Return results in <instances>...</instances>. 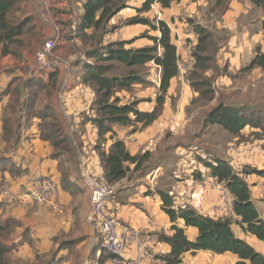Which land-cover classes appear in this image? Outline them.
Here are the masks:
<instances>
[{"label":"crops","instance_id":"1","mask_svg":"<svg viewBox=\"0 0 264 264\" xmlns=\"http://www.w3.org/2000/svg\"><path fill=\"white\" fill-rule=\"evenodd\" d=\"M81 1L80 6L84 0ZM174 1H180L181 5L190 0ZM192 1L187 4L186 11L193 12L195 24L213 34L223 33L224 39L221 37L215 47V61L218 69H225L226 73L215 74L212 70L205 73L211 80L213 96L209 101H198L201 106H194L199 93L191 88L188 75L194 65L192 50L198 38L195 28L192 37H177V27L168 20L179 13L168 9H164V13L158 12L156 20L167 24L176 46L179 73L170 81L160 116L150 126L140 129L141 125L137 124L134 132H131L132 127L111 126L115 139L124 142L130 156L148 153L141 165L152 160L147 163L144 174L129 165L126 176L113 184L116 193L107 203L109 214L130 229L122 264H165L160 257L167 255L171 248L160 242L158 235L170 236L172 231L170 220L161 209L159 192L170 195L175 208L189 206L212 219H231L234 235L264 257V242L242 230L240 219L233 213V196L224 184L216 183L209 169L203 166L201 161L210 162L212 156L202 153L197 145L190 147L189 142L171 148L165 145L166 135L174 131L185 130L187 136H196L203 128L209 134L218 128L227 134L217 125L203 127L206 114L218 104L246 107L264 114L263 107L259 108L260 101H255L264 96V71L255 68L240 73L252 61L257 48L264 51V15L249 0ZM221 1L225 2V7L219 11ZM37 2L31 0L28 4L33 8L34 32H39L31 40L30 49L25 48L28 55L26 50L23 51L20 63L15 56L2 55L0 46V245L6 249L0 255V264H114L101 249L90 213L89 195L82 181L90 175L103 176L98 151L94 149L96 129L91 122L83 121L93 117L95 99L93 89L82 82L85 61L67 48L56 49L55 87L49 96L45 92L46 98H41L42 103L36 105L35 97L40 96L49 77L41 84L29 76L33 54L60 30L57 24L52 28V21L40 13ZM131 6L114 16L109 26L117 27L123 20L136 15L131 12L136 8ZM145 32L148 37H159V33L153 36L147 26L138 24L117 29L104 39L108 44L129 42L126 49L151 47V40L135 39ZM23 41L28 39L24 36ZM136 41H141L139 46H135ZM64 43V40L59 42L62 46ZM28 57L32 58L26 68L23 63ZM154 68L157 70L155 85L159 88L160 69L155 65ZM127 93L120 91L114 97L120 100V105L136 103V109L145 113L153 111L159 95L155 99H146V95L137 93L128 101L124 98ZM220 94L227 97L223 99L225 102L219 100ZM170 97H176L174 107L169 102ZM240 98L243 100L238 101ZM49 119L51 123H48ZM56 120L60 129L55 126L54 132L51 124L55 125ZM5 124L11 130L8 134L4 131ZM255 133L261 134L259 129L246 126L241 131L245 140L239 142L233 136L232 142L227 144L226 154L218 158L228 162L236 172H241L244 166L264 170V134L255 138L252 135ZM110 135L105 136L106 141L101 146L105 153L113 142ZM36 177L50 178L55 183L57 193L49 202L38 203L24 196ZM241 178L248 185L251 201L264 220V178L255 175H242ZM177 225L183 227V222L179 221ZM184 230L187 240L196 239L197 229L188 227ZM238 260L231 253L216 255L198 251L184 253L180 264H236ZM245 264L249 263L246 261Z\"/></svg>","mask_w":264,"mask_h":264},{"label":"trees","instance_id":"2","mask_svg":"<svg viewBox=\"0 0 264 264\" xmlns=\"http://www.w3.org/2000/svg\"><path fill=\"white\" fill-rule=\"evenodd\" d=\"M31 0H0V46L2 55L20 57L19 50L31 47V40L37 36L34 32V17L28 6ZM51 0L50 16L53 9ZM57 2V0H55ZM255 7L262 10L264 15V0H249ZM172 0H144L137 13H147L154 3H159L162 8H168ZM29 8V9H28ZM127 8L125 0H84L79 18L78 30L80 32H95L103 24L110 20L120 11ZM25 11V12H24ZM16 13H20L15 16ZM49 16V18H50ZM147 26L151 31L158 32L159 37H149L153 46L140 49H126L129 42H114L103 46L105 55H99L97 51L90 50L85 53L87 58H100L103 62H114L126 69V72L119 75L107 76L112 65H91L84 62L82 65V82L90 86L95 95L93 101V117L84 118V122H91L97 132V143L94 147L103 168V177L110 185L123 179L129 171V165H134V171L139 170L148 153L142 156H130L125 144L115 139L112 125L121 127H132L131 132L150 126L160 116L165 96L170 81L178 73V57L176 46L172 42L171 32L164 21H150L137 16L125 20V26L132 25ZM109 25V24H108ZM264 32V21L262 22ZM197 34V44L192 50L194 65L188 75L191 88L199 93V99L209 101L213 92L211 80L205 76L207 71L214 73L219 69L215 61L214 35L212 32L200 26L194 29ZM25 35H30L27 42L23 41ZM105 36V35H104ZM18 50H17V49ZM160 51V54H159ZM211 52V53H210ZM153 63L160 69L159 95L156 98V106L151 112H141L136 109V103L120 105V100L114 94L120 91H129L137 85L145 84L144 78L134 68ZM259 68L264 71V51L258 48L252 61L240 73L248 72ZM223 73H226L224 69ZM216 74V73H215ZM57 74L50 73L49 82L43 85L46 95L49 96L55 87ZM46 77V78H47ZM45 79H34L35 82L43 84ZM54 118V117H53ZM55 125L51 124V130L55 126L60 129V123L56 120ZM204 126L217 125L230 133L235 138L242 137L241 131L250 126L264 132V114L253 111L249 108H236L224 104H218L205 116ZM5 134L11 130L4 126ZM55 132V131H54ZM110 133L113 140L108 153L102 150L101 146L106 141L105 136ZM261 134H252L255 138ZM203 166L210 171L211 177L217 183L225 185L226 189L233 196V213L240 219V226L245 233L255 236L259 241L264 242V220L253 206L248 185L243 181V175H256L264 178V170L244 166L241 172H236L231 165L219 158L210 162L201 161ZM162 205V211L170 220L172 235H158L160 242L170 246V252L160 257L165 264H180L181 256L184 253H196L198 251H210L216 255L231 253L238 257L236 264H264V257L257 253L247 243L238 239L232 231L231 219H212L203 216L192 207L175 208L173 198L163 192L158 193ZM183 222V227L177 223ZM192 227L197 229L198 235L194 241L187 240L184 228ZM5 247L0 245V255L5 252ZM1 258V256H0ZM1 260V259H0Z\"/></svg>","mask_w":264,"mask_h":264},{"label":"rangeland","instance_id":"3","mask_svg":"<svg viewBox=\"0 0 264 264\" xmlns=\"http://www.w3.org/2000/svg\"><path fill=\"white\" fill-rule=\"evenodd\" d=\"M190 1H189V3L185 2V3H181V5H179L180 1L177 3L174 0H172L170 6L168 8H162L159 3H154L151 6L150 11L148 13L144 12V13H140V14L137 13V9L141 8L144 0H125V4L127 7H128V5H133V6H131V8H133V9L136 8L135 11L131 10V12L136 14L134 16H137L139 18H146V19H149L150 21H155V22L157 21L156 16H157L158 12H160V13L166 12V11H164V9H168L167 11H170V12H178L179 14L173 15V19L168 20V23L172 24V25L175 24V26L177 27V29H178L177 37H180V36L183 37V35L184 36L190 35L192 37V34H193L192 29H194L196 26H199V25L195 24V23H197V20L194 19L193 12L186 11V6H187V4H190ZM81 2H82L81 0H57V2L55 0L52 1L53 9L51 12V16H50V18L49 17H47V18H49L52 21L51 25H52L53 29H54L56 24L60 29L59 33H56L58 40H57L55 50L56 49L65 50L67 48L71 52L76 54V56L78 58H81L80 59L81 61L83 60V61H85L91 65H108V64L112 65L111 70L106 74L107 76H114V75L116 76L119 74H123L124 72H126V69L123 68L122 66L118 65L117 63L103 62V61H101V59L99 57L98 58H87L85 56V53L87 51L94 50V51H97L99 53V55H105L104 53L106 52V50L103 49V46H106L108 44V42H105L104 37L106 35L110 36L111 34H113V32L115 33L117 29L118 30L122 29L125 26L124 25L125 20H123L117 27L109 26L108 24H103V26H101L95 32H91V31L80 32L78 30L77 25L79 23L80 15L82 14V9L80 8ZM195 2H197V1H195V0L192 1V3H195ZM37 5H38L37 7H38V10L40 11V13H42L44 15V13L41 11V8L39 6L40 5L39 1L37 2ZM30 6H31V4H30ZM218 6H219V8H218L219 11L223 10L225 7V2L221 1L220 3H218ZM26 7H29V5ZM29 8L31 11L33 10L32 6ZM19 14L20 13H16L15 16H18ZM151 15H154V18H151ZM56 19H58V20H56ZM151 32H153V33H151L153 36L158 35V32H154V31H151ZM36 33L38 36L39 32H36ZM213 35H214V39H215L214 40V46H216L217 42H219L221 40L223 33L218 32V34H213ZM109 36H107V37H109ZM137 37H139V38H137ZM137 37L135 38L136 40L144 39L143 41H145V39L149 40L150 36L148 37L147 32H145V33H139ZM222 38L224 39V37H222ZM25 39L29 40L30 35H25ZM62 40H64V42H65L64 46L59 44V42ZM140 43H141V41H136L135 46H139ZM59 45H61V46H59ZM26 49H27V47H26ZM26 49L24 48V49L19 50V53L22 54V52L25 51ZM28 53L29 52L26 50V55H28ZM159 53H160V51H159ZM215 53H216V50H215ZM23 57L24 56L18 57L20 63L22 62ZM31 58L28 57L27 60H25V63H23V65L26 66L27 64H29L31 62ZM26 68H27V66H26ZM134 69L136 72H138L144 78L145 84L137 85L136 87L131 88L127 93L128 95L125 96L124 98H126L129 101L130 98L134 97L135 94L142 93L141 95H144V96L146 95L145 98L148 97L146 99H149V98L155 99L156 96L159 94V91L155 85V80H154V75L156 74V71H157L154 68V64L149 63V64H146L144 66L137 67ZM24 72L27 73V70L25 69ZM29 73H30L29 76L33 77V73L31 71L28 72V74ZM215 73L223 74V71L219 69ZM33 79H36V78L33 77ZM179 89H180V86H179ZM45 92L46 91L43 90L41 92L40 96H39V94L36 95V97H35L36 105H40L42 103L41 98H46ZM178 92H179L178 89H176V94ZM223 93H224V91H223ZM256 96L259 97L258 95H256ZM220 97H222V98H219V100H221L223 102H225L223 99H225V98L227 99L226 96L221 95V94H220ZM254 99H256V98H254ZM35 100H34V103H35ZM242 100L243 99L240 98L238 101H242ZM258 100L260 101V104H261V106H259V108L263 107V109H264V96L259 97L255 101L257 102ZM198 101L200 102V101H206V100H201V99L194 100L193 105L197 106V107L201 106V103L197 104ZM169 102L171 103L172 107H174L175 103H176V97H170ZM254 108L258 109L257 106H255ZM51 121L52 120L49 119L48 123H51ZM203 127H207V126H203ZM222 131L219 130L218 128H215V129H213L211 134H209V132H204V128H203V130H200L199 134L196 136L191 134L192 131L190 132L191 136H187V133L185 132V130H181L179 132L178 131H174L171 133L169 132V134L166 135V140H165L166 144L165 145H169V148H171V146L176 147L178 145H185L189 142L190 147L193 148L194 145L195 146L197 145L198 150L201 149L202 153L207 152L204 154L212 156L210 158L213 160L215 158H218V156L223 157V155H225L226 151H227L226 150L227 144L232 142L233 136L228 134L227 132H225L227 134H224V132H222ZM244 134H246V133H244ZM263 134H264V132H262L261 135H263ZM194 137L198 139V140H196L197 142H194V140H195ZM248 137H250V136H248ZM243 139L245 140L244 136L239 137L238 141L241 142ZM250 140H252V139H250ZM234 143L235 142H233V144ZM236 143H238V142L236 141ZM193 152H195V151H193ZM206 158L209 159V157H206ZM151 161H149V159H148V161H146V163H144V165H141L138 172H142L144 174L146 172L147 163H149ZM251 166H253V165H251ZM256 169H258V168H256ZM259 170H262V169H259ZM168 171H171V169L169 168ZM90 176L92 178H99L100 177V176H93V175H90ZM105 212L109 214V212L107 210Z\"/></svg>","mask_w":264,"mask_h":264},{"label":"built area","instance_id":"4","mask_svg":"<svg viewBox=\"0 0 264 264\" xmlns=\"http://www.w3.org/2000/svg\"><path fill=\"white\" fill-rule=\"evenodd\" d=\"M38 1L41 11L49 17L51 0ZM57 40V35L45 40L34 52L31 70L34 78L46 79L50 73L55 71L57 59L54 56V50ZM213 179L217 183V180ZM82 181L89 195L90 213L101 240V249L111 257L114 264H122L130 229L121 225L116 217L105 212L107 203L114 197L116 189L108 184L103 176L83 177ZM56 193L57 188L52 179L36 177L30 182V187L24 196L38 203H46L54 198Z\"/></svg>","mask_w":264,"mask_h":264}]
</instances>
